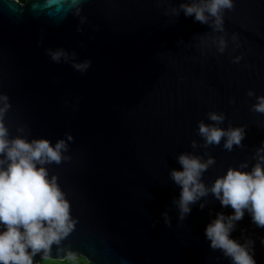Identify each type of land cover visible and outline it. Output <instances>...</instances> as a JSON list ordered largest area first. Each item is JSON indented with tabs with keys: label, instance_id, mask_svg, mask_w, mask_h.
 I'll return each instance as SVG.
<instances>
[{
	"label": "water",
	"instance_id": "water-1",
	"mask_svg": "<svg viewBox=\"0 0 264 264\" xmlns=\"http://www.w3.org/2000/svg\"><path fill=\"white\" fill-rule=\"evenodd\" d=\"M180 3L84 0L81 24L70 11L44 7V0L23 6L0 0V92L12 105L6 122L13 134L26 124L30 138L53 143L73 135L72 161L54 171L79 218L68 240L91 249L95 264H230L209 247L204 229L217 212L233 210L210 195L203 209L197 202L180 221L173 204L180 189L169 171L181 167L176 156L192 151L193 139L201 143L198 121L209 122L211 110L225 113L224 126L245 125L246 135L231 152L210 149L216 164L204 180L253 162L264 141V114L251 110L255 97L246 93L264 94V0H234L225 11L229 44L222 54L212 44L220 33L171 12ZM57 47L90 59V67L81 73L53 62L46 49ZM232 236L251 237L256 264H264V228L247 213Z\"/></svg>",
	"mask_w": 264,
	"mask_h": 264
},
{
	"label": "clouds",
	"instance_id": "clouds-1",
	"mask_svg": "<svg viewBox=\"0 0 264 264\" xmlns=\"http://www.w3.org/2000/svg\"><path fill=\"white\" fill-rule=\"evenodd\" d=\"M15 2L23 6L27 0ZM83 2L44 0V7L70 11L83 24L87 21L81 14ZM233 6L234 0H181L179 7H171V12L178 16L183 11L186 17L191 16L194 21L207 24L212 32L220 33L212 38V44L222 54L229 44L224 13ZM231 42L234 48L240 46L237 34L231 35ZM46 53L53 62L70 63L81 73L91 65L90 59H77L75 51L63 47L47 48ZM241 59V55L232 57L234 63ZM246 94L255 97L251 110L264 114V94L253 89H248ZM11 107L8 94L0 92V264H95L91 249L81 251L68 240L77 229L79 218L73 214L72 201L59 173L54 171L55 167L72 161L73 135L65 133L54 143L47 137L30 138L26 124L17 125L13 134L6 122ZM207 119L209 122L198 121L201 143L193 139L192 151L176 156L181 167L169 171L170 179L180 189L173 204L180 221L197 202L203 209L210 195L222 208L230 207L231 213L217 212L205 226L209 247L219 250L230 264H256L255 241L248 236L235 238L232 233L246 213L254 225L264 228V141L255 148L251 164L245 159L235 166L229 165L223 174L207 183L204 174L216 164L210 149L222 146L231 152L234 146L243 147L246 135L245 125H233L229 121L224 126L226 115L222 111H209ZM198 148L203 152H197ZM162 215L165 224L171 226L167 211ZM260 243L264 245V237H260Z\"/></svg>",
	"mask_w": 264,
	"mask_h": 264
},
{
	"label": "rangeland",
	"instance_id": "rangeland-1",
	"mask_svg": "<svg viewBox=\"0 0 264 264\" xmlns=\"http://www.w3.org/2000/svg\"><path fill=\"white\" fill-rule=\"evenodd\" d=\"M22 2H24V0Z\"/></svg>",
	"mask_w": 264,
	"mask_h": 264
},
{
	"label": "trees",
	"instance_id": "trees-1",
	"mask_svg": "<svg viewBox=\"0 0 264 264\" xmlns=\"http://www.w3.org/2000/svg\"><path fill=\"white\" fill-rule=\"evenodd\" d=\"M23 0H21V2H22Z\"/></svg>",
	"mask_w": 264,
	"mask_h": 264
}]
</instances>
